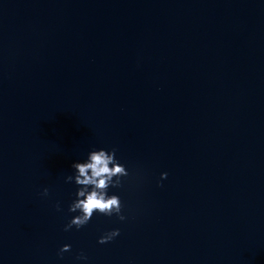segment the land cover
I'll return each mask as SVG.
<instances>
[{
    "label": "water",
    "instance_id": "obj_1",
    "mask_svg": "<svg viewBox=\"0 0 264 264\" xmlns=\"http://www.w3.org/2000/svg\"><path fill=\"white\" fill-rule=\"evenodd\" d=\"M101 146L125 219L66 231ZM0 264H264V0H0Z\"/></svg>",
    "mask_w": 264,
    "mask_h": 264
},
{
    "label": "clouds",
    "instance_id": "obj_2",
    "mask_svg": "<svg viewBox=\"0 0 264 264\" xmlns=\"http://www.w3.org/2000/svg\"><path fill=\"white\" fill-rule=\"evenodd\" d=\"M72 171L64 176L65 182L75 185L72 199L67 204V212L74 213L64 224V230L75 226L80 228L85 225L94 214L112 216L124 220L121 212V200L118 194L110 192V188H117L121 184V178L128 175L125 165L115 155V149L101 147L90 148L81 159L73 160L70 165ZM166 172L160 173L163 179ZM159 183V181H157ZM48 188L41 190V195L47 196ZM59 210L60 205L57 203ZM118 228L104 231L97 237V243H105L116 237ZM70 249L68 243L60 245L57 255ZM77 261H86L87 257L80 252L76 255Z\"/></svg>",
    "mask_w": 264,
    "mask_h": 264
}]
</instances>
